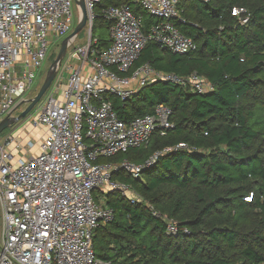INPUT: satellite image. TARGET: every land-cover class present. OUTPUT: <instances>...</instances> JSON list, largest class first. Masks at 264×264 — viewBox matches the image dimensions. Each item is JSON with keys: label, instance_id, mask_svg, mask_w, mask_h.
Wrapping results in <instances>:
<instances>
[{"label": "built area", "instance_id": "built-area-1", "mask_svg": "<svg viewBox=\"0 0 264 264\" xmlns=\"http://www.w3.org/2000/svg\"><path fill=\"white\" fill-rule=\"evenodd\" d=\"M129 1L157 22L144 33L140 17L128 4L106 6L101 15L110 23V43L98 50L91 32L101 0H83L86 42L73 53L66 52L37 114L28 119L45 133L37 144L31 140L23 144L14 135L0 142V264H109L98 259L92 247L94 231L114 218L104 204L105 194L116 191L131 204L141 203L131 186L115 175L139 178L143 168L151 167L169 149L155 153L143 165L127 159L101 160L126 154L147 144L154 133L165 136L173 127L171 111L163 104L124 121L109 97L124 102L159 82L199 94L213 89L196 73L182 77L154 70L147 63L134 66L149 41L174 54L195 51L197 46L175 25L181 21V0ZM72 4V0H0V121L14 115L27 99L50 39L72 30ZM231 15L241 23L248 17L243 8H233ZM162 218L166 234L175 236L176 223Z\"/></svg>", "mask_w": 264, "mask_h": 264}, {"label": "trees", "instance_id": "trees-1", "mask_svg": "<svg viewBox=\"0 0 264 264\" xmlns=\"http://www.w3.org/2000/svg\"><path fill=\"white\" fill-rule=\"evenodd\" d=\"M122 4L140 17L144 33L157 22L129 0H101L91 32L96 49L110 43V23L101 10ZM233 8L246 10V23L231 15ZM179 10L182 22L175 25L196 50L174 54L149 41L134 66L147 63L182 77L196 73L213 89L199 94L159 82L124 102L109 97L124 121L163 104L173 127L101 160L143 165L169 149L139 178L115 175L142 202L131 204L116 191L105 194L114 218L94 231V254L109 264H264V0H181ZM100 29L107 38L95 36ZM163 216L176 223L175 236L166 234Z\"/></svg>", "mask_w": 264, "mask_h": 264}, {"label": "rangeland", "instance_id": "rangeland-1", "mask_svg": "<svg viewBox=\"0 0 264 264\" xmlns=\"http://www.w3.org/2000/svg\"><path fill=\"white\" fill-rule=\"evenodd\" d=\"M73 4H72V10H73V17H74V26L72 28V30L64 37L61 38H49L50 39V45L48 46V52H47V56H46V60L43 63V66L41 67V69L39 70V73L37 75L36 81L31 89V91L27 94V99H32L36 96V94L38 93L39 89L41 88L47 71L51 65V63L53 62V60L55 59V57L57 56L59 49H60V45L61 42L63 41V39L65 37H67L68 35H70L77 22L79 19V10L76 7V5L74 4V0H72ZM107 33H109L107 31ZM107 33L105 32V30H96L95 31V36L99 37V36H103L104 38H107ZM87 39V30L86 28H83L79 34L77 35V38L73 41V43L71 44L70 48L67 50V55H69L70 53H73V48L77 47V46H81L84 45ZM66 55V56H67ZM65 61V59L62 61V63ZM47 94H45L42 99L40 100V102L35 106V108L30 112V114L28 116H26L25 118H23L22 120H20L18 122V124H16L14 127L9 128L4 130L3 132L0 133V142L3 140L4 137H6L7 135H14V136H19L21 142L24 144L27 140H31L33 142H36V144L40 141L41 137L43 136V128H39V127H33L31 126L28 122V119L30 117H33L37 114V110L40 106V104L42 103L43 99L46 97ZM26 105H19L17 110L14 112V115H18L21 111H23L25 109ZM21 154H18V156ZM99 195V194H98ZM99 197H101V195H99Z\"/></svg>", "mask_w": 264, "mask_h": 264}, {"label": "water", "instance_id": "water-1", "mask_svg": "<svg viewBox=\"0 0 264 264\" xmlns=\"http://www.w3.org/2000/svg\"><path fill=\"white\" fill-rule=\"evenodd\" d=\"M74 4L79 10V19L78 22L73 30V32L65 37L61 42L59 52L53 62L51 63L45 80L39 89L36 96L29 100H24L21 105H26L25 109L21 111L18 115H10L5 117L3 120L0 121V133L6 129L14 127L20 120L25 118L30 114V112L35 108V106L40 102L42 97L45 95L47 90L49 89L50 85L54 81L57 73V69L60 66L61 62L63 61L68 47L73 43V41L77 38L79 32L86 27L87 24V12L85 9V5L83 0H74Z\"/></svg>", "mask_w": 264, "mask_h": 264}, {"label": "crops", "instance_id": "crops-1", "mask_svg": "<svg viewBox=\"0 0 264 264\" xmlns=\"http://www.w3.org/2000/svg\"><path fill=\"white\" fill-rule=\"evenodd\" d=\"M45 133V130H43V134ZM37 152H38V148L36 147V148H34L33 150H32V153L33 154H37Z\"/></svg>", "mask_w": 264, "mask_h": 264}, {"label": "flooded vegetation", "instance_id": "flooded-vegetation-1", "mask_svg": "<svg viewBox=\"0 0 264 264\" xmlns=\"http://www.w3.org/2000/svg\"><path fill=\"white\" fill-rule=\"evenodd\" d=\"M19 109V108H18ZM17 110V109H16Z\"/></svg>", "mask_w": 264, "mask_h": 264}]
</instances>
